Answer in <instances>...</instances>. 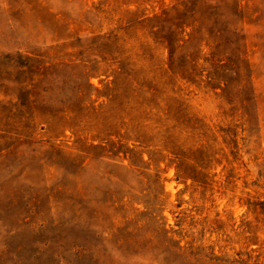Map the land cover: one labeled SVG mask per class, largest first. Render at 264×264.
Masks as SVG:
<instances>
[{"label": "rangeland", "instance_id": "1", "mask_svg": "<svg viewBox=\"0 0 264 264\" xmlns=\"http://www.w3.org/2000/svg\"><path fill=\"white\" fill-rule=\"evenodd\" d=\"M0 264H264V0H0Z\"/></svg>", "mask_w": 264, "mask_h": 264}]
</instances>
